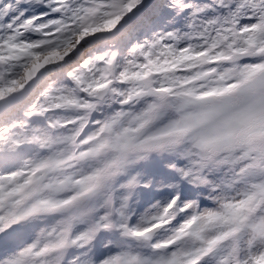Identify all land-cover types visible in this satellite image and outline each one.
Segmentation results:
<instances>
[{"label":"snow or ice","instance_id":"6c2138e0","mask_svg":"<svg viewBox=\"0 0 264 264\" xmlns=\"http://www.w3.org/2000/svg\"><path fill=\"white\" fill-rule=\"evenodd\" d=\"M0 264H264V0H0Z\"/></svg>","mask_w":264,"mask_h":264}]
</instances>
